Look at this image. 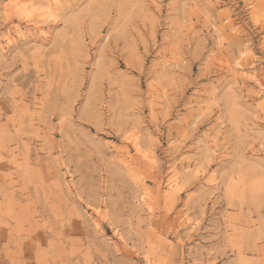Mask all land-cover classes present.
<instances>
[{
  "label": "rangeland",
  "instance_id": "obj_1",
  "mask_svg": "<svg viewBox=\"0 0 264 264\" xmlns=\"http://www.w3.org/2000/svg\"><path fill=\"white\" fill-rule=\"evenodd\" d=\"M0 264H264V0H0Z\"/></svg>",
  "mask_w": 264,
  "mask_h": 264
},
{
  "label": "snow or ice",
  "instance_id": "obj_2",
  "mask_svg": "<svg viewBox=\"0 0 264 264\" xmlns=\"http://www.w3.org/2000/svg\"><path fill=\"white\" fill-rule=\"evenodd\" d=\"M12 7L16 8L17 13L20 14V15H22V16H30L31 15V13L27 11V9L29 7H32L30 5H23V6H21L19 4H14V5H12ZM257 23H259V21H257Z\"/></svg>",
  "mask_w": 264,
  "mask_h": 264
},
{
  "label": "bare ground",
  "instance_id": "obj_3",
  "mask_svg": "<svg viewBox=\"0 0 264 264\" xmlns=\"http://www.w3.org/2000/svg\"><path fill=\"white\" fill-rule=\"evenodd\" d=\"M239 63V62H238ZM237 63V64H238ZM176 181V178L172 179V182H171V186L173 185V183ZM146 200V199H145Z\"/></svg>",
  "mask_w": 264,
  "mask_h": 264
}]
</instances>
